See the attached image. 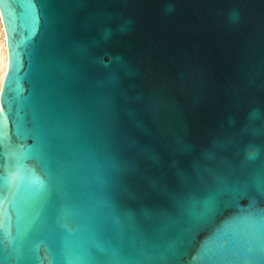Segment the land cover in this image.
Segmentation results:
<instances>
[{
	"label": "water",
	"instance_id": "1",
	"mask_svg": "<svg viewBox=\"0 0 264 264\" xmlns=\"http://www.w3.org/2000/svg\"><path fill=\"white\" fill-rule=\"evenodd\" d=\"M0 14V264H218L249 215L264 243V0Z\"/></svg>",
	"mask_w": 264,
	"mask_h": 264
},
{
	"label": "snow or ice",
	"instance_id": "2",
	"mask_svg": "<svg viewBox=\"0 0 264 264\" xmlns=\"http://www.w3.org/2000/svg\"><path fill=\"white\" fill-rule=\"evenodd\" d=\"M207 208V205H206ZM235 229L231 233L226 232V244L224 253L218 264H264V243L260 242L256 234L251 230L256 223L253 216L235 218ZM243 233L244 243H238L239 233Z\"/></svg>",
	"mask_w": 264,
	"mask_h": 264
},
{
	"label": "bare ground",
	"instance_id": "3",
	"mask_svg": "<svg viewBox=\"0 0 264 264\" xmlns=\"http://www.w3.org/2000/svg\"><path fill=\"white\" fill-rule=\"evenodd\" d=\"M8 66V53L6 44V34L1 20L0 14V91L3 80L5 78Z\"/></svg>",
	"mask_w": 264,
	"mask_h": 264
}]
</instances>
